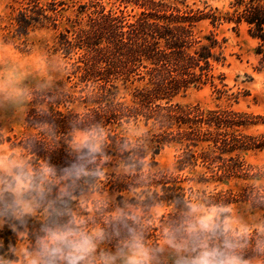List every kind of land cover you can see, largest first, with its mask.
Returning <instances> with one entry per match:
<instances>
[{
  "label": "trees",
  "instance_id": "16d2710c",
  "mask_svg": "<svg viewBox=\"0 0 264 264\" xmlns=\"http://www.w3.org/2000/svg\"><path fill=\"white\" fill-rule=\"evenodd\" d=\"M12 13L4 29L10 37L26 44L29 35L40 28L53 26L64 18L66 2L48 0H9ZM107 1L137 9V16H126L122 10L106 9ZM231 12L222 13L208 5H181L176 0H89L79 5V13L91 9L86 20L66 18L67 27L59 33L60 49L70 60L64 82L53 89L37 91L30 102L25 122L34 132L24 136L17 146L23 158L35 167L53 166L56 176L71 167L78 155L73 147L77 133L92 135L100 151L89 171L99 173L86 177L73 193L70 206L74 215L103 226V217L112 204L93 201V215L87 206L81 208L76 197L104 191L132 194L130 202L144 213L157 205L166 207L156 225L151 215L139 216L146 242L160 246L169 226L195 202L215 207L221 217L220 227L226 234L237 236L245 229L225 227L228 206L233 202L248 203L253 210L264 212V168L248 163L244 154L264 151V131L248 133L264 126V115L217 106L203 109L199 105H182L175 98L190 87L210 84L218 93H226L214 84V64H224V40L215 30L232 23L233 30L246 27L250 38L257 41L256 53L264 68V0H234ZM132 9V10H133ZM206 24V25H205ZM211 26L213 29H209ZM222 87L223 78H219ZM137 84V85H136ZM139 84V85H138ZM133 87L130 97L121 88ZM147 128L155 153L164 146L175 145L180 154L172 170H144L147 150L132 142L126 132L132 124ZM197 176V179H196ZM232 181L251 182L241 192L219 190ZM65 181L60 180L63 186ZM213 183V189L198 191L194 185ZM59 191L54 187L52 194ZM145 196V198H142ZM136 197L138 199H136ZM67 199V197H65ZM0 225V264H17L19 243L33 239L43 224L39 213L15 227L7 218ZM11 228V233H9ZM249 230L245 258L257 261L255 232ZM15 250V251H14Z\"/></svg>",
  "mask_w": 264,
  "mask_h": 264
},
{
  "label": "clouds",
  "instance_id": "9594fccd",
  "mask_svg": "<svg viewBox=\"0 0 264 264\" xmlns=\"http://www.w3.org/2000/svg\"><path fill=\"white\" fill-rule=\"evenodd\" d=\"M47 86L43 83L39 88ZM35 92L23 77L0 76V106L22 110ZM73 147L76 160L63 169L59 180L53 166L37 168L25 158L0 162V223L7 218L10 224L18 222L13 226H23L38 213L44 219L33 239L17 253L21 264H257L242 251L248 245L249 230L237 236L226 234L218 213L201 221L186 209L169 226L163 246L146 242L140 217L127 202L103 217L102 227L74 215L72 195L86 177L99 174L89 171V166L100 149L92 135ZM60 180L65 181L63 186ZM54 187L59 188L55 196ZM251 230L256 234V253L264 257V220L256 221Z\"/></svg>",
  "mask_w": 264,
  "mask_h": 264
},
{
  "label": "rangeland",
  "instance_id": "374dc122",
  "mask_svg": "<svg viewBox=\"0 0 264 264\" xmlns=\"http://www.w3.org/2000/svg\"><path fill=\"white\" fill-rule=\"evenodd\" d=\"M62 1V0H56ZM67 5L63 6L62 12L64 18L58 21V28L48 26L33 31L27 38L26 44L10 37L4 26L8 24V18L12 13L11 2L9 0H0V76L23 77V82L37 91H47L53 89L60 82H64L66 74L70 70L68 62L76 60L77 55L71 54V60L66 57L60 49L59 33L66 28V18H74L79 13V5L86 4L89 0H63ZM173 1V0H170ZM179 5L185 2L188 5L195 4L198 7L208 5L211 8L225 13L231 12L230 4L234 0H176ZM47 3L48 0H45ZM103 5L106 9L112 11L122 10L126 16H137L138 10L133 9L132 5L127 8L118 6L105 1ZM133 9V10H132ZM91 9L84 10L78 14L82 21L86 20V15ZM206 25V24H205ZM233 24L224 23L217 29L208 26L218 34V39L224 40V52L226 61L224 64H214L212 75L215 77L214 84L226 93H218L216 88L207 84L200 87H190L184 94L175 98V102L182 105H199L203 109H213L217 106L231 108L236 111L253 113L254 115H264V68L261 66V55L256 53L257 41L249 37L244 25L239 26L237 31L233 30ZM219 78H223L222 87ZM47 83L48 86L40 90L39 86ZM137 85V84H136ZM139 85V84H138ZM133 87L123 90L121 95L130 97ZM31 102V101H30ZM30 102L21 110L11 106H0V162L8 159L23 158L21 147L17 146L24 136L34 132L27 128L25 118L30 107ZM147 128L142 123L132 124L126 132L127 137L132 142L138 141L147 150V163L144 170L155 172L158 170H172L175 165V158L180 154L178 147L175 145L164 146L158 152L155 146L149 141L151 136L146 134ZM264 131V126H257L248 130V133H260ZM85 135L77 133L73 144L83 141ZM248 163L264 168V151L249 152L244 154ZM197 179V176H196ZM242 181H232L228 184L220 185L219 190H232L241 192L246 185ZM256 185L264 186V178L257 182ZM194 189L201 191L206 189L207 192L213 189V183L206 188L204 184L194 185ZM132 194H123L122 200H117L116 192L104 191L102 193L82 194L75 199L81 208L87 206L90 215H93V201L112 204L111 212L116 207H123L127 202L139 216L151 215L155 224L166 228V223H159L161 215L166 212V207L159 205L151 208L149 212L144 213L142 208L135 207L130 198ZM142 198H145L143 196ZM136 199H138L136 197ZM192 211L201 221H206L211 215L216 214L215 207H207L202 201H197L192 205ZM229 215L224 220L225 227L230 229H250L258 220H264V212L253 210L248 203L233 202L228 206ZM110 212V213H111ZM109 213V214H110ZM80 218L84 219L82 215ZM221 217L218 215V222ZM2 223H0L1 225ZM164 238L160 240V246H163ZM27 246V243H19L17 252ZM19 257V256H18ZM17 264H21L20 258Z\"/></svg>",
  "mask_w": 264,
  "mask_h": 264
}]
</instances>
